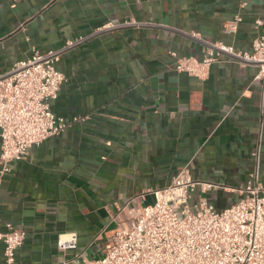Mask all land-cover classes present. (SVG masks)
Segmentation results:
<instances>
[{"label": "crops", "instance_id": "obj_1", "mask_svg": "<svg viewBox=\"0 0 264 264\" xmlns=\"http://www.w3.org/2000/svg\"><path fill=\"white\" fill-rule=\"evenodd\" d=\"M240 2L0 0V76L34 52L86 38L56 64L66 81L51 110L70 126L23 161L0 160V229L10 223L25 233L14 264L98 258L183 169L210 186L198 185L193 200L217 211L238 201L234 189L256 168L264 184L257 66L223 59L205 79L173 69L172 54L200 59L215 43L251 53L264 32V0ZM126 21L138 25L98 32ZM68 234L77 247L60 251L57 237Z\"/></svg>", "mask_w": 264, "mask_h": 264}, {"label": "built area", "instance_id": "obj_2", "mask_svg": "<svg viewBox=\"0 0 264 264\" xmlns=\"http://www.w3.org/2000/svg\"><path fill=\"white\" fill-rule=\"evenodd\" d=\"M245 6L246 0H241L240 8ZM238 22L235 17L231 31ZM131 25L138 24H108L98 32ZM85 40L66 41L62 48L42 54L34 52L0 76V160L4 165L23 161L30 148L70 126L51 110L66 81L56 64L64 51ZM172 56L175 72L198 79H205L214 63L234 59L255 64V79L264 81V32L253 42L251 53L215 43L200 59ZM198 185L210 187L183 169L169 186L152 191L154 203L133 215L127 228L114 231L102 254L84 264H264V184L258 181L257 168L245 186L234 189L238 201L219 211L204 199L193 200ZM24 238L22 229L10 223L0 229L5 264H14ZM56 246L60 251H74L77 238L58 235Z\"/></svg>", "mask_w": 264, "mask_h": 264}]
</instances>
